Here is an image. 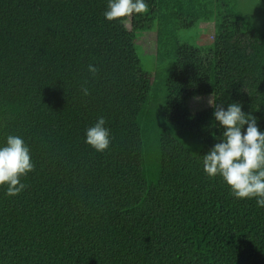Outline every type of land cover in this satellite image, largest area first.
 Segmentation results:
<instances>
[{
    "label": "trees",
    "instance_id": "obj_1",
    "mask_svg": "<svg viewBox=\"0 0 264 264\" xmlns=\"http://www.w3.org/2000/svg\"><path fill=\"white\" fill-rule=\"evenodd\" d=\"M147 3L120 23L104 20L107 0H0V143L21 136L34 163L18 196L0 187V264H264V208L203 173L220 131L214 107L189 108L238 102L264 131V30L225 0ZM207 21V53L179 43ZM101 116L111 144L97 153L84 133Z\"/></svg>",
    "mask_w": 264,
    "mask_h": 264
},
{
    "label": "clouds",
    "instance_id": "obj_2",
    "mask_svg": "<svg viewBox=\"0 0 264 264\" xmlns=\"http://www.w3.org/2000/svg\"><path fill=\"white\" fill-rule=\"evenodd\" d=\"M149 11L147 0H107L103 18L106 22L125 23L135 14ZM87 71L96 76L98 68L89 63ZM83 96L90 92L80 89ZM214 107V127L220 131L218 142L202 156L203 173L209 178L219 177L230 195L239 200H255L264 208V131L258 127L257 118L242 111L238 102L226 107L209 100ZM103 116L85 129L84 143L97 153H103L111 144L110 129ZM246 126V127H245ZM34 170L31 149L18 135H7L0 143V187L4 195L16 197L27 185L22 182Z\"/></svg>",
    "mask_w": 264,
    "mask_h": 264
},
{
    "label": "rangeland",
    "instance_id": "obj_3",
    "mask_svg": "<svg viewBox=\"0 0 264 264\" xmlns=\"http://www.w3.org/2000/svg\"><path fill=\"white\" fill-rule=\"evenodd\" d=\"M229 4H233V8L245 18L251 20L260 30H264V3L260 0H225ZM129 25V23H126ZM215 34V23L213 21L198 22L188 30H181L177 33L179 43H186L199 49L203 54L212 48V38ZM138 40L137 54L143 71L151 73L154 80L151 94L155 97L154 105L157 104L161 96H163V77L154 76L155 60L153 53L155 52L156 37L154 32L137 33ZM140 48H139V47ZM152 54V55H151ZM211 96L192 98L189 102V108L192 113H196L208 108ZM153 105V106H154ZM183 141L187 140V136H182ZM187 148L194 152L197 145L188 142Z\"/></svg>",
    "mask_w": 264,
    "mask_h": 264
}]
</instances>
